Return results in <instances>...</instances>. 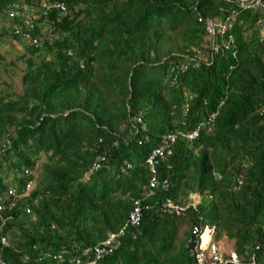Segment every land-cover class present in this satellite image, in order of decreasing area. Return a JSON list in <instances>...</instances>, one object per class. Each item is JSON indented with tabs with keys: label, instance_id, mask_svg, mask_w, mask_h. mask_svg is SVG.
<instances>
[{
	"label": "trees",
	"instance_id": "obj_1",
	"mask_svg": "<svg viewBox=\"0 0 264 264\" xmlns=\"http://www.w3.org/2000/svg\"><path fill=\"white\" fill-rule=\"evenodd\" d=\"M14 3L39 0H0V18ZM63 4L30 27L13 16L0 28L22 50L8 68L23 65L19 90L0 81V262L73 264L108 240L96 264H197L192 227L209 225L243 260L264 264V9L237 0ZM205 18L224 22L222 35H207ZM200 123L195 138L181 135ZM158 147L151 171L146 158Z\"/></svg>",
	"mask_w": 264,
	"mask_h": 264
},
{
	"label": "built area",
	"instance_id": "obj_2",
	"mask_svg": "<svg viewBox=\"0 0 264 264\" xmlns=\"http://www.w3.org/2000/svg\"><path fill=\"white\" fill-rule=\"evenodd\" d=\"M237 6L240 8H249V7H255V6H261L262 9H264V2L262 0H237ZM64 4L63 0H41L39 1L38 5H24L21 9H19L18 5L16 3L11 4V9L8 13L9 17L18 16L22 18L24 24L28 27H30V24L32 21H35L39 18L40 12L41 16L45 15L48 11L51 9H59V11L64 10ZM198 20H201V17H198ZM203 27L205 30V33L209 35L210 37H213L216 34L222 35L225 25L222 21H216L214 23L211 19L205 18L202 20ZM15 25H13V32L15 34H20L22 39L27 43H37V38L34 37L32 34H29L27 32H20L19 29H17ZM262 33L264 34V20L262 24ZM212 50H215V47L212 45ZM69 53V51H68ZM187 110V107L184 105L182 112L185 113ZM210 122V118H208L204 125H207ZM204 125L200 123L196 126L195 129H192L184 134H181L182 136L186 137L188 140H191L195 138L198 134V131L200 128H203ZM179 134V133H178ZM176 134L170 133L165 138L162 137V140L165 141V139H168L172 141L175 139ZM161 156V147H158L152 151V153L146 158V162L150 164V169L152 171V164H153V157L154 156ZM103 161L102 157H99L97 160H95L92 163V167L98 168L100 165V162ZM156 180L154 177H151L148 183V189L147 194L151 195L153 192V188L156 185ZM166 181L163 180L161 185L162 187L165 186ZM32 182H29L26 184V190L23 192V195L27 193V190L31 188ZM6 193L13 195V190L11 187L6 188ZM192 198V197H191ZM193 199V198H192ZM188 204L192 205V200ZM187 204V205H188ZM164 207H167L169 209H174L175 211L182 210L181 207L177 205H172L171 203L167 202L164 204ZM1 209L2 206L0 204V229L1 226L4 223L3 216H1ZM25 212H28V207H25ZM139 219V207L135 205L133 209L128 214L127 222L130 225H135ZM192 233H193V250L192 254L197 264H256L254 256H250L249 259L243 260L241 257L236 255L233 251L228 252H222L215 237H214V230L212 226L204 225L203 227L200 226H193L192 227ZM113 235L109 236V239L112 238ZM1 243L4 244V239L0 238ZM110 252V248L108 247V240L104 241L101 244L96 245L93 248V257L88 259L87 261H82L80 258H75L73 264H95L96 260L102 257V255ZM56 257H60V254H57ZM0 264H4L3 262H0Z\"/></svg>",
	"mask_w": 264,
	"mask_h": 264
},
{
	"label": "rangeland",
	"instance_id": "obj_3",
	"mask_svg": "<svg viewBox=\"0 0 264 264\" xmlns=\"http://www.w3.org/2000/svg\"><path fill=\"white\" fill-rule=\"evenodd\" d=\"M9 17H7L6 19L8 20ZM6 19H2L0 18V28L2 26H6ZM41 30H44V26L41 28ZM0 41H2L0 43V81L3 82H9L11 83V86L13 89L15 90H19V84H20V70H18V68H23V65L20 64V62H16V65L14 66V68H8V62L10 60H13L16 57V52H20L22 50H19V44H17L16 46L14 45V42L12 40H10L8 38L7 35H5V37H0ZM16 67V68H15ZM5 68V69H4ZM3 70V71H2ZM4 87L3 85L0 83V90H3ZM192 205H195L198 201L197 196L194 194L192 195ZM169 209V208H168ZM171 211H174L175 213L178 211H175L174 209H169ZM224 240V244L227 242V240Z\"/></svg>",
	"mask_w": 264,
	"mask_h": 264
},
{
	"label": "crops",
	"instance_id": "obj_4",
	"mask_svg": "<svg viewBox=\"0 0 264 264\" xmlns=\"http://www.w3.org/2000/svg\"><path fill=\"white\" fill-rule=\"evenodd\" d=\"M223 239L227 240V242L225 244H224V240ZM223 239L222 240L221 239L220 240L216 239L221 251L225 252V253L228 252V251H233L232 245H231V243H232L231 240H228L226 238H223ZM233 252L235 253V251H233Z\"/></svg>",
	"mask_w": 264,
	"mask_h": 264
},
{
	"label": "clouds",
	"instance_id": "obj_5",
	"mask_svg": "<svg viewBox=\"0 0 264 264\" xmlns=\"http://www.w3.org/2000/svg\"><path fill=\"white\" fill-rule=\"evenodd\" d=\"M39 1H41V0H39ZM69 51V50H68ZM68 51H67V53H68ZM70 53V52H69ZM7 187H10V186H7ZM6 187V188H7ZM6 191V190H5ZM170 203V202H169ZM172 204V203H171ZM172 205H174V204H172ZM179 207H181V206H179ZM180 211V210H179ZM62 253H63V250H61V252H57V253H55L54 255H53V258H55V259H58V260H61V258H62ZM57 254H60V257H56V255ZM75 258H80L82 261H87L86 259H82L81 257H79V256H75L74 257V259ZM74 259H73V263H74ZM90 259V258H89ZM96 264V263H95Z\"/></svg>",
	"mask_w": 264,
	"mask_h": 264
}]
</instances>
